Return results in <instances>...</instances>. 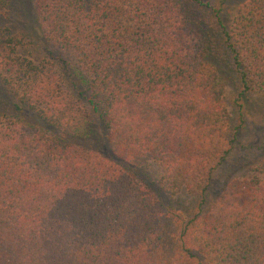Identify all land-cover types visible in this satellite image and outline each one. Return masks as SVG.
I'll list each match as a JSON object with an SVG mask.
<instances>
[{
	"label": "trees",
	"instance_id": "1",
	"mask_svg": "<svg viewBox=\"0 0 264 264\" xmlns=\"http://www.w3.org/2000/svg\"><path fill=\"white\" fill-rule=\"evenodd\" d=\"M182 1L37 0L41 59L23 51L25 30L3 29L0 264H264V155L209 197L246 126L213 58L240 98H264V0L229 23ZM152 164L163 192L199 195L196 213L136 176Z\"/></svg>",
	"mask_w": 264,
	"mask_h": 264
},
{
	"label": "rangeland",
	"instance_id": "2",
	"mask_svg": "<svg viewBox=\"0 0 264 264\" xmlns=\"http://www.w3.org/2000/svg\"><path fill=\"white\" fill-rule=\"evenodd\" d=\"M10 17L9 12L6 18L0 19V34L4 28H11L14 31H24L33 40H29L31 45H27L23 51L34 58L41 59L45 56L46 46L42 44L41 34L35 26L34 21H29V18L35 15V5L37 0H10ZM203 3H211L216 8H220V14L225 23H229L235 15L238 6L246 0H202ZM183 3L186 8L192 9L193 16L199 21L208 22L213 17L212 10H205L203 7L194 4L193 0H184ZM195 19V18H194ZM201 25V24H200ZM22 29V30H21ZM222 58V56H221ZM229 58V57H227ZM225 59V58H223ZM219 65L221 64V79L226 85L225 100L228 108L234 118L238 116V103L245 105V128H242L239 139L236 143L233 152L228 158V162L223 167H220L214 174L215 181L211 188V196L217 197L225 185L226 179L232 175L242 176L245 171L258 162L264 155V98L255 95H245L242 98L239 96L238 82L231 71L229 64L225 63L226 59L219 60L213 58ZM6 90V91H5ZM11 102L10 94L7 89L0 86V110L10 113L8 103ZM21 117H24L27 122L37 121L31 113L18 112ZM101 129V128H100ZM102 130V129H101ZM99 133V132H98ZM96 140V139H95ZM97 145V146H96ZM93 146L99 149H105L106 146L100 143H93ZM246 169V170H245ZM136 176L146 182H150L154 190L157 192L160 199L167 205H170L178 210H182L189 216L197 212L201 198L199 195L190 194L187 191H182L176 195H169L159 188L158 175L159 170L157 166L151 165L148 167H140L135 170ZM209 199V198H208ZM205 204L204 207H206Z\"/></svg>",
	"mask_w": 264,
	"mask_h": 264
}]
</instances>
